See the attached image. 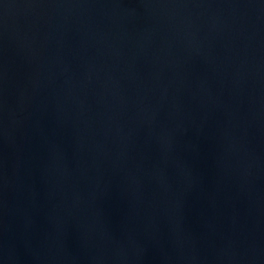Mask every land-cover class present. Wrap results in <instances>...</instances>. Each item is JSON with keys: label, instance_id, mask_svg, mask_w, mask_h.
Segmentation results:
<instances>
[{"label": "water", "instance_id": "obj_1", "mask_svg": "<svg viewBox=\"0 0 264 264\" xmlns=\"http://www.w3.org/2000/svg\"><path fill=\"white\" fill-rule=\"evenodd\" d=\"M0 264H264V0H0Z\"/></svg>", "mask_w": 264, "mask_h": 264}]
</instances>
